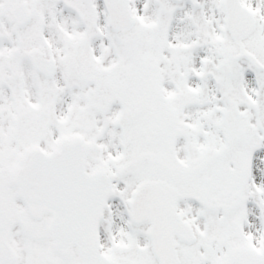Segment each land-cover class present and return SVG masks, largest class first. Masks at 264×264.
I'll list each match as a JSON object with an SVG mask.
<instances>
[{"label":"snow or ice","instance_id":"1","mask_svg":"<svg viewBox=\"0 0 264 264\" xmlns=\"http://www.w3.org/2000/svg\"><path fill=\"white\" fill-rule=\"evenodd\" d=\"M0 264H264V0H0Z\"/></svg>","mask_w":264,"mask_h":264}]
</instances>
